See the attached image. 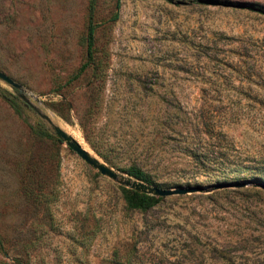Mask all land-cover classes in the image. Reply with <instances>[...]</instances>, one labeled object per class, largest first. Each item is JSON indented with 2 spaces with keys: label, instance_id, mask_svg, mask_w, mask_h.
Instances as JSON below:
<instances>
[{
  "label": "rangeland",
  "instance_id": "374dc122",
  "mask_svg": "<svg viewBox=\"0 0 264 264\" xmlns=\"http://www.w3.org/2000/svg\"><path fill=\"white\" fill-rule=\"evenodd\" d=\"M91 1L0 0V264H264V0H95L72 79ZM43 116L187 192L127 209Z\"/></svg>",
  "mask_w": 264,
  "mask_h": 264
},
{
  "label": "trees",
  "instance_id": "16d2710c",
  "mask_svg": "<svg viewBox=\"0 0 264 264\" xmlns=\"http://www.w3.org/2000/svg\"><path fill=\"white\" fill-rule=\"evenodd\" d=\"M122 1H125V0H116L115 13L112 17L113 21H116L118 19V16H119L118 13H119V9H120ZM141 1H144V0H141ZM167 1H171V0H167ZM94 3H95V0H92L91 5H90L89 16H88V26H87V34H86V61L79 67L77 73L73 76L72 79H77L89 66H93L94 72L96 71V63H95L96 60L94 56V43H95V32H96L97 25L94 23ZM257 10L264 13L262 9H257ZM46 136H49V134H46ZM89 144L92 147V149L110 167L115 168L116 170L128 175L129 177H132L133 179L142 181L147 184H152L151 174L146 169H144L143 166L137 163H134V162L128 165H124V166H117L114 163H112V161L109 158V155H107L106 153H104L103 151L95 147V145L92 144L90 141H89ZM24 188L27 191V188L26 187ZM119 188L122 192V196L126 204V207L129 210L144 212V211H147L155 207L158 204V202L161 200V197L150 196V195L143 194V193L131 190V189H127L122 186H119Z\"/></svg>",
  "mask_w": 264,
  "mask_h": 264
},
{
  "label": "water",
  "instance_id": "95a60500",
  "mask_svg": "<svg viewBox=\"0 0 264 264\" xmlns=\"http://www.w3.org/2000/svg\"><path fill=\"white\" fill-rule=\"evenodd\" d=\"M0 80L15 90L18 91L22 90V86L20 84L16 83L13 79L8 77L6 74H4L1 71H0ZM21 99H23L27 103L25 97L21 96ZM43 118L50 126L52 133L62 143H65V145L71 151H73L76 155H78V157H80L90 167H92L101 175L117 183L119 186L155 197H167L176 194H184L187 192L184 189H161L159 187L149 185L142 181L133 179L132 177H129L124 173L116 171L115 169L107 165L104 161H102L99 157L91 155L89 151L86 150L75 138H73L71 135H69L59 126L53 124V122L48 116H43Z\"/></svg>",
  "mask_w": 264,
  "mask_h": 264
},
{
  "label": "bare ground",
  "instance_id": "6f19581e",
  "mask_svg": "<svg viewBox=\"0 0 264 264\" xmlns=\"http://www.w3.org/2000/svg\"><path fill=\"white\" fill-rule=\"evenodd\" d=\"M87 150V149H86ZM90 153V152H89ZM91 154V153H90ZM92 155V154H91ZM94 156V155H93Z\"/></svg>",
  "mask_w": 264,
  "mask_h": 264
}]
</instances>
